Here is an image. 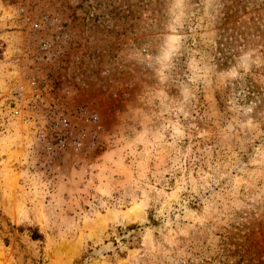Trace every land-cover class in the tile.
Masks as SVG:
<instances>
[{"label": "rangeland", "instance_id": "rangeland-1", "mask_svg": "<svg viewBox=\"0 0 264 264\" xmlns=\"http://www.w3.org/2000/svg\"><path fill=\"white\" fill-rule=\"evenodd\" d=\"M82 258L264 264V0H0V264Z\"/></svg>", "mask_w": 264, "mask_h": 264}, {"label": "trees", "instance_id": "trees-1", "mask_svg": "<svg viewBox=\"0 0 264 264\" xmlns=\"http://www.w3.org/2000/svg\"><path fill=\"white\" fill-rule=\"evenodd\" d=\"M134 227H137V226H134ZM40 236H35L34 237V239H38ZM84 259L82 258L81 260H77L76 262H75V264H84Z\"/></svg>", "mask_w": 264, "mask_h": 264}]
</instances>
